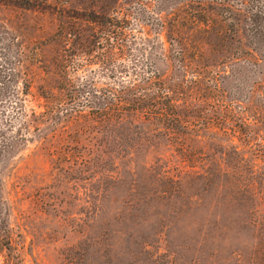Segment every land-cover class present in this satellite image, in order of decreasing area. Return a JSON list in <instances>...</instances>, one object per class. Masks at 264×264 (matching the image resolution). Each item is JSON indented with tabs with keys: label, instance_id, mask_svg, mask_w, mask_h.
Returning <instances> with one entry per match:
<instances>
[{
	"label": "rangeland",
	"instance_id": "obj_1",
	"mask_svg": "<svg viewBox=\"0 0 264 264\" xmlns=\"http://www.w3.org/2000/svg\"><path fill=\"white\" fill-rule=\"evenodd\" d=\"M21 1L0 0V264H264V49L180 44L179 0ZM153 74L180 82L178 129L99 117Z\"/></svg>",
	"mask_w": 264,
	"mask_h": 264
},
{
	"label": "trees",
	"instance_id": "obj_2",
	"mask_svg": "<svg viewBox=\"0 0 264 264\" xmlns=\"http://www.w3.org/2000/svg\"><path fill=\"white\" fill-rule=\"evenodd\" d=\"M21 2L31 5V0ZM176 6L167 14L171 38L175 41L183 44L185 34L196 35L197 40L193 46L196 52H201L203 44L210 43L211 39L224 42L229 37L234 41L232 53L237 58L249 55L252 59L262 60L264 0H179ZM111 19L104 22L108 28L114 26ZM181 27H184L183 30ZM185 28L188 31H184ZM185 44L183 48L186 49ZM70 62L72 60L64 56L58 63L61 77L67 82L71 80ZM181 92L180 82L168 84L157 74L141 76L127 81L116 95L109 92L105 105L97 109V112L101 119L115 121L123 119L127 114L139 113L145 119L166 128L178 129L185 122L179 110ZM43 96L49 98L50 103L55 97L53 93Z\"/></svg>",
	"mask_w": 264,
	"mask_h": 264
}]
</instances>
